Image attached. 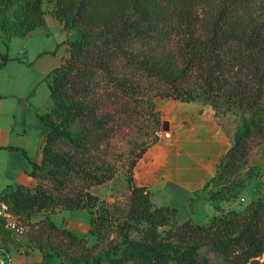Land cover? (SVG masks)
Listing matches in <instances>:
<instances>
[{"label": "trees", "instance_id": "obj_1", "mask_svg": "<svg viewBox=\"0 0 264 264\" xmlns=\"http://www.w3.org/2000/svg\"><path fill=\"white\" fill-rule=\"evenodd\" d=\"M45 3L64 30L77 35L66 41L68 56L45 77L53 106L36 113L45 137L40 163L30 161L37 185L0 193L24 221L41 213L29 236L43 260L46 248L59 246L52 240H66L70 249L84 244V236L51 219L57 210L86 208L87 233L107 235L102 221L113 213L108 206L95 213L97 198L88 186L70 193L71 182L75 176L105 181L111 173L95 171L93 158L118 131H130L146 139L129 161V200L116 216L119 240L111 245L108 264H208L200 253L208 245L236 264H264V199L243 211L217 203L239 197L249 175L241 179L239 171L251 147L264 143V0H0L7 48L13 36L45 24ZM0 57L2 67L9 57ZM156 97L200 101L215 117L239 114L233 142L202 188L219 211L206 223L172 224L178 209L153 204L148 186L134 182L137 160L158 139Z\"/></svg>", "mask_w": 264, "mask_h": 264}, {"label": "crops", "instance_id": "obj_2", "mask_svg": "<svg viewBox=\"0 0 264 264\" xmlns=\"http://www.w3.org/2000/svg\"><path fill=\"white\" fill-rule=\"evenodd\" d=\"M49 10L45 9L44 25L25 37L13 36L8 48L0 27V54L7 53L9 57L0 67V193L18 184L32 189L37 185V178L30 174V161L40 163L45 137L37 128L36 113L51 110L53 102L45 77L68 54L69 32ZM161 99L155 98V108L161 116L160 130L163 121L167 122L166 130H161L158 139L137 160L134 182L148 186L150 192H163L164 198L157 205L175 206L179 214L181 204H189L183 219L206 223L219 211L202 188L215 174L221 156L233 142V135L216 120L210 105L165 98L167 104L161 106ZM258 152L259 147L251 162L264 172V162L256 160ZM262 177L251 175L239 199L217 203L224 210H241L244 206L240 207L239 201L264 199ZM198 204L200 207L195 208ZM56 214L60 213L51 214V219L58 223ZM5 243L13 264H44L36 246Z\"/></svg>", "mask_w": 264, "mask_h": 264}, {"label": "rangeland", "instance_id": "obj_3", "mask_svg": "<svg viewBox=\"0 0 264 264\" xmlns=\"http://www.w3.org/2000/svg\"><path fill=\"white\" fill-rule=\"evenodd\" d=\"M50 4L45 3L44 8L46 10L50 9ZM69 35H67V40H71L76 37L77 32L75 30H69ZM66 40V41H67ZM68 51V50H67ZM68 56V54H67ZM66 56V57H67ZM194 102L197 100H193ZM167 101L165 98L161 99L159 104L166 106ZM190 102V101H188ZM216 120L221 123V126L232 135L238 128L240 124L239 114L237 111L226 112L224 114H218ZM166 122V121H163ZM161 125L157 130V134H161V130H166V127L162 124V129L160 130ZM160 130V131H159ZM166 131L163 132L165 136ZM152 138V137H151ZM145 136L135 135L132 137L131 132L127 134L118 131L117 135H114L113 138L108 141L106 147L104 146L101 152L93 158L92 167L98 173L105 171L107 174L111 175L106 178L102 183H96L91 179L86 177L75 176L71 182V191L70 193L78 192L82 186H88L91 194L97 198L96 206L93 209L96 212H99L97 208L99 206H108L109 210L113 213L112 218L104 216L102 229L106 230L104 238H97V235H91L87 233L89 226L90 214L86 208L76 209V210H57L55 218L58 223L62 222L64 226L70 228L75 234L84 236V244H81L74 249L68 248L66 240H52L59 244L57 247H48L47 255L43 260L44 264H86L85 260L78 259L82 253L83 256L88 260L87 264H91L92 260L99 258L97 264H108L106 258L112 255L111 245L114 241H118L119 237L117 236L116 224H117V215L124 212L127 208L129 200V190L127 185V176H128V167L129 161L134 158V156L139 152L140 148L145 144ZM259 147V152L256 156V160L264 162V143L261 145L254 144L248 155L247 166L241 168L239 171V177L241 179L245 178V173L248 172L249 175L245 178V182L248 181L251 175H257L261 178L263 170L261 168L257 169V165H253L251 159L254 154L257 153ZM262 165V164H260ZM88 170V167H86ZM251 168L252 170H249ZM255 170H258L257 172ZM257 173V174H256ZM89 184V185H88ZM163 192L159 190L151 191L150 198L153 204L157 205L162 202ZM196 196H198L196 194ZM164 198V197H163ZM240 198V195L237 199ZM234 199V200H237ZM240 207L245 206L247 203L239 201ZM200 207L196 205L195 208ZM178 209V208H177ZM244 210L241 209V211ZM189 211V204H181V212L174 217L172 224L181 223L184 219L183 216L185 212ZM52 213V214H55ZM98 215V214H97ZM19 220L26 225L25 232L20 236H12L10 233L6 234L7 241L11 244L20 245L21 243H29L34 245L30 240L29 233L31 231V224L39 219L41 213L34 215L32 218L24 221L21 216L17 215ZM203 218V217H202ZM201 218V219H202ZM52 242V243H54ZM200 253L207 258L208 264H236L235 261L230 256H225L218 251L215 247L208 245L207 247L200 248ZM77 256V257H76ZM261 260H264V254L261 257ZM123 264H141L134 261H128ZM160 264H176L174 261H168Z\"/></svg>", "mask_w": 264, "mask_h": 264}, {"label": "built area", "instance_id": "obj_4", "mask_svg": "<svg viewBox=\"0 0 264 264\" xmlns=\"http://www.w3.org/2000/svg\"><path fill=\"white\" fill-rule=\"evenodd\" d=\"M26 225L19 220L0 196V264H13V258L7 243L4 241L3 233L12 236H20L25 232Z\"/></svg>", "mask_w": 264, "mask_h": 264}, {"label": "water", "instance_id": "obj_5", "mask_svg": "<svg viewBox=\"0 0 264 264\" xmlns=\"http://www.w3.org/2000/svg\"><path fill=\"white\" fill-rule=\"evenodd\" d=\"M163 125L166 127L167 122H163ZM262 180L264 181V175H263V177H262Z\"/></svg>", "mask_w": 264, "mask_h": 264}]
</instances>
